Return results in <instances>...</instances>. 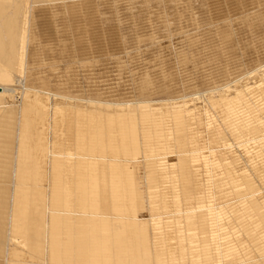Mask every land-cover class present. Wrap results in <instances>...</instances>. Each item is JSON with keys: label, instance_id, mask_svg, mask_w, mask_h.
<instances>
[{"label": "rangeland", "instance_id": "obj_1", "mask_svg": "<svg viewBox=\"0 0 264 264\" xmlns=\"http://www.w3.org/2000/svg\"><path fill=\"white\" fill-rule=\"evenodd\" d=\"M99 1L96 2L97 6L93 7L92 4H95V0H93V3L84 6L83 12L77 13L76 3L78 0H0V88L7 89L0 90V264H117L120 261L118 253L129 255L130 249L137 246L142 249H148V247L158 249L166 246L169 242L174 243L172 244L173 252L167 250L170 253V261L176 262L172 264H181L182 261L184 264H264V207L249 203L243 199L244 197H240L239 191H246L242 187L247 182L246 175L240 171L234 174L230 172V170L239 169V167L250 170V173L248 172L250 177L258 179L255 181L256 183H262L261 189L264 193V84L261 82L264 78V52L258 55H242L239 58L238 62H241L240 76L245 78L244 84L240 87L233 85L234 79L238 77L237 74L227 72L222 75L220 86L225 89L214 93L210 92L211 94L208 95L198 94L209 92L212 87L211 83L206 84L207 86L203 89H192L189 92L173 91L172 97L166 96L168 93L166 90L163 92L158 90L153 95L145 97H141L138 92L133 91L125 98L111 99L109 108L106 104L101 103L100 96L89 101V99L83 98V94L79 90L75 93H67L71 98L56 97L55 99L61 106L58 110L56 107L53 109L51 99L47 94H44L46 91L49 92V81L42 82L40 91L33 87L42 78L50 77L58 71L57 61L59 59L69 64L71 62L68 60H74V55L80 54L81 52L78 50L81 51L82 48H87V53L92 52V49L101 52L102 46L98 50L101 43L94 41L97 37H101L100 40L104 41L102 34H97V29L106 27L109 15L108 12L100 8L102 1ZM127 1H122L124 2L121 4L122 13L116 8L115 16L112 14V23L121 27L125 32L121 39L122 43H119L121 49L133 52V40L135 39L145 42L144 44L149 43L146 42L148 39L155 42L144 48L158 45L157 35L141 31L143 26L144 29H148L146 23L149 22V19L145 22V17H157L159 25L157 28L160 30V34H167V38L161 41L162 45H159L163 49L159 55L161 58L174 56L175 53L180 55V51L187 52L189 48H191L190 53L194 52V48L199 52H194L195 58L202 54L205 49L204 45L197 44L186 47L187 45L182 44L201 33V28L194 27L193 31L187 29L191 20L190 16H194L191 2L196 0H187L191 8H186L184 9L186 13L183 12V16L186 18V20H181V23L184 22L182 24L184 31L182 28L178 29L179 31L176 29L171 40H168L171 36L169 37L170 34H168L170 29L166 23L167 11L164 7L168 5L169 11L174 17V12H176L174 9L179 0ZM93 8L96 13L100 14L102 22L93 24L94 30L88 26L90 34L83 36L87 38V40L84 39V42L83 37L78 38V33H76L74 41L70 40L66 43L65 41L62 43L57 35L53 36L47 33V28L58 30L57 28L62 29L63 26L74 23L89 25L91 22V25L93 21L90 11ZM158 8L159 10L162 8L161 11ZM187 10L190 12H188L189 20L187 19ZM123 13H127V17L133 16L134 18L131 17L132 19L127 20L123 17ZM247 17L249 16L246 14L240 15L237 19L238 24L235 25L229 21L230 17L226 16L221 19V22H218L219 24L211 25L213 31L218 30L223 35L232 32L226 52H229V48L233 47L232 50L236 49L240 54V42L243 43L245 40V38H241L240 34H244L246 37L247 32L249 33L256 23L260 27L262 26L263 21L250 24ZM192 18L194 19V17ZM125 24L130 25L126 26ZM76 27L77 24H74L73 28ZM83 27L82 29L86 28ZM101 28L98 30L102 31ZM260 35L264 37L263 33ZM249 41L250 39L245 42L249 43ZM86 42H88V46L84 44ZM80 43L84 45L81 46ZM62 44L65 48L71 45V49L72 47L73 49L66 53ZM90 44L91 47H89ZM94 46L96 47L94 48ZM74 47L77 51H74ZM107 48L111 52V57L119 56L116 52L118 48L116 51L111 50L110 45ZM108 49L107 51H109ZM84 52L86 53L85 50ZM194 62L192 61L191 65H197ZM28 64L31 65V68L32 65L36 66V71L29 72L27 77L28 82L32 84L31 89L26 90L23 107H14L13 105L18 102L16 93L22 92V85L17 83L19 76H26L24 75L25 68L32 70L29 69ZM132 69L140 68L139 65H132ZM40 71L44 73L39 76L34 74ZM256 73L257 76L254 79L247 80L248 76ZM56 74L58 75V73ZM254 85L260 87L262 91H257ZM193 90L198 94L191 93ZM189 93H191L190 96L197 95V97L193 100L187 99L189 102L186 100L184 102L175 101L183 99V95ZM150 101H160L158 102L160 104L155 105L153 110L163 109V102L171 104L175 101L172 103V107L175 106L172 110L169 105L170 115H172L168 121H163L162 117L157 119L156 111H153L151 115L147 114V117H141L143 119L141 120L137 115L139 112L135 110L127 112L123 108L125 107L123 105L130 109L131 104ZM116 103L123 105H115ZM86 109L88 110L86 111ZM193 109H198L199 112L196 111V115H193V118L190 117L189 122L194 127L190 132V139H188L186 131H181L182 128L179 126L172 125L171 128L175 132H173L174 146L178 147L181 143L184 149L192 151L184 155L185 157L187 154L190 155L191 160L182 161L183 164L181 163L179 170L177 161L173 167L168 164V169L151 167L157 163L155 158L150 161L149 167H146L151 171L153 177H158L161 180L164 179L165 173L168 177L172 173L174 177L177 175L178 178L180 171L184 170L182 175L186 180L189 179L192 186L188 187L179 183L181 186L170 191L171 201L165 200L162 198L164 195L159 193L162 190H169L166 184L157 182L156 186L155 181L158 180L155 179L150 182L154 187L153 191L149 189V193L146 192V194L143 189L135 193V188L143 184L145 167L142 161L134 164L125 162L124 155L134 153L136 157L140 158L143 152H145L144 156L165 154L166 157L163 156L158 160L170 162L171 157H174L171 146L173 137L171 136L170 119L179 117V121L184 120ZM123 112L128 117L127 124H139V136L142 143L140 140L137 143L139 150H142L143 147L142 153L137 149H130L128 153L125 149L123 150L121 144L123 117L119 115ZM157 115L159 116V112ZM71 117L73 118L71 119ZM109 120L113 123L115 132L113 129L110 132L111 128H107L108 125L105 123ZM95 121L100 128L106 125L103 126V133L99 132V127H94L98 126ZM55 122L58 123L56 128L54 127ZM68 122L70 125L67 124ZM102 122L105 123L102 124ZM72 124L73 126H71ZM136 125L133 126V129L137 128ZM79 126L82 127L81 130L78 128ZM185 126L182 125L184 128ZM254 126L262 130L259 134L261 136L252 133L251 129ZM74 132L76 135L81 133L89 135V142L92 141L93 136H96V133L105 135L104 137L110 133L116 142L115 154L118 157H116L117 161L111 164L116 170H111L109 173H105L106 170H104L103 173H100L96 167H93L95 171L89 182L91 185L89 188L93 187L95 190H92V195L83 193L86 191V183L78 179V175L84 169L74 166L77 160L74 156L76 152L73 148L68 150L72 147L71 144H78V142H73L76 138L79 140L74 136ZM108 136L105 138L106 140ZM224 143L226 144L225 149L223 148ZM76 149L79 150V147ZM56 151H59L61 155H58ZM68 151L71 153V158L73 157L72 160L66 156L69 155ZM171 168L172 170H170ZM76 178L77 180H75ZM94 185L100 188H96ZM78 189H80L79 193ZM146 198L149 201H146L148 200ZM262 198L264 202V195ZM186 203L189 208H187L188 212L183 210L186 209ZM200 208L203 209L199 210ZM71 210L76 212L72 217L60 215L62 211ZM149 213L152 216H149ZM200 220L207 223H200ZM104 221L106 224L102 223ZM133 222L139 223L137 225ZM173 223H175L174 227ZM147 224L150 227L153 226L154 231H143L145 226L148 227ZM186 225L193 229L190 234L186 232ZM202 229L207 230L209 236L202 239L203 243L201 241L194 242L195 232L200 234ZM170 230H173L172 236L168 234ZM130 231L137 236L138 240L135 246L129 244ZM190 246L196 248L188 254L185 249ZM180 248L184 252H180ZM48 255H52L50 262L47 260Z\"/></svg>", "mask_w": 264, "mask_h": 264}, {"label": "bare ground", "instance_id": "obj_2", "mask_svg": "<svg viewBox=\"0 0 264 264\" xmlns=\"http://www.w3.org/2000/svg\"><path fill=\"white\" fill-rule=\"evenodd\" d=\"M97 1H99V0H95V2H94L95 4H92L93 7L97 6V3H96ZM101 1H102V6H100V8L103 9V11L108 12V15H109L107 17L108 21H107L106 27L104 29H102L100 27L102 31L98 30L100 28L97 29V34H99V35L102 34L101 36L103 37L104 41L100 40L101 37L100 38L97 37V39L94 41V42L101 43L100 47L97 46L98 50L102 46L101 52H96V49H94V50L92 49V52L87 53L88 52L87 48L83 49L81 47L82 50L81 51L78 50L81 53L78 55H74V57H75L74 60H68L69 62H71L69 64H67L66 61L65 62L60 61V59L58 58L59 59L57 61V65L59 66L58 71L55 72L54 75H50V77L42 78L41 81H39V83H36L37 85H34V87H33V88H38V91H40L42 89V85H41L42 82H44V80H45V82L49 81V83H50L49 84V88H50L49 92L46 91L47 93L45 92L44 94H47L49 96V99H51L53 109H55V107H56V110H58V108H60V106H61L60 103L57 102L58 100L55 99L56 97L61 96L63 98L64 97L71 98L67 93H72V92L75 93L79 90H81V93L83 94V98L89 99V101L94 100L96 96H100L99 99H100L101 103L106 104L107 106H109V108L111 105V103L109 101L111 99L125 98L126 96L130 95L133 91L138 92V94L141 97H145V96L153 95L158 90H161L162 92L164 90H166L168 92L166 96L172 97L174 95L173 91L189 92L192 89H203L204 87L207 86L206 84L211 83L212 87H211V90L209 92L205 91L202 94H198L197 92H195V90H193L191 92V93L195 92L201 96L202 95H208V94L218 92V91H222L225 89L224 87H220V86L222 83V81H221L222 75L224 73H227V72H229L231 74H237L238 77H236V79H234L233 85L240 87L244 84L245 78H243L244 76L243 77L240 76L241 70L239 68H240L241 62H238L239 58L242 55H258L261 52H264V37H262L260 35L262 33L264 34V0H196V1H192L191 3H192V6L194 8L193 9L194 16H190L191 20H190V23L187 25V27H188L187 29L189 31L190 30L193 31L192 29L201 28V33L199 35L197 34V36L193 37L190 40H186L185 41L186 43H182V44L187 45L186 47H188V45H193V46H195L197 44L204 45V47H205L204 51H202V54L197 55L198 57H196V58H195V56H193V54L199 53L196 50V48H194L195 53L194 52L190 53L191 48H189V49H187V52H181L180 51L179 52L180 55H176V53H175L174 56H171L168 58H165V57L161 58L159 56L160 52L163 51V49L159 45L162 43L161 41H163L165 38H167V34H164V35H163V33L160 34V30L157 28V25H158L157 17H153V18H156L155 20L152 17H150V18L145 17L146 18L145 22L149 19V22L146 23L148 26V29H144L143 28L144 26H143L141 31L145 32V33H154L155 35H157L156 42H158V45L155 44L154 46H151L150 48H144L147 45L154 44L155 42H152L151 39H148L146 42H149V43L144 44L145 42H141L138 39H135V40L132 39L134 42V44L132 43L133 44V47H132L133 52H126L127 50H123L124 48L121 49V47H119V43H122L121 39L124 37L125 32L121 29V27L112 23V18H113V15L115 16V11H116L115 9L116 8H118V10L121 13L123 12V11H121L122 10L121 4H123L127 0H122L124 2H122L120 0H101ZM88 3H93V0H78V3H76L77 4V7H76L77 13L83 12L84 6L87 5ZM123 6H125V5H123ZM186 8L187 9L191 8V5H188L187 0H179V2L177 3V5L174 9L176 11V12H174V17H172V14H171V11H169L168 5L164 7V9H166V11H167L166 12L167 13L166 23L169 26L168 28L170 29L168 34H170L169 37L171 36V38H169L168 40L173 39L172 36H173V34H175L176 29H177V31H179L180 28L183 29L182 24L184 22L181 23V20L182 19L186 20V18H184V16H183V14H184L183 12L185 11L184 9H186ZM161 9L159 10V8H158L159 11H161ZM141 10H143V9L141 8ZM188 12L189 11L187 10V16L190 13V12L189 13ZM185 13H186V11H185ZM126 14H124V13L122 14L125 19L128 20V19L134 18L133 16H131L132 18L127 17L128 15H126ZM242 14H246L247 16H249V17H247V19H248V22H250V24L253 22H257V21H263V23L261 24L262 26L260 27V25H258L256 23V26L250 29L252 32L251 31L249 33L247 32L246 37L244 34L238 33V34H240L241 38H245L243 43L240 42V44H241V47H240L241 51H239L240 54L238 53V51H236V49H235V51H233L232 50L233 47H231V49L229 48V52H226V48L229 47V45H228L230 42L229 37H230L232 32L227 33L228 35H226V34L223 35V33L218 31V30L213 31L211 25H213L215 23L219 24L218 22H221V19L223 17H226V16L230 17L229 21L232 22V24L236 25V24H238L237 19ZM90 15H92L91 19L93 21L91 25H90L91 22L89 23V25H85L84 23H74V24H77L76 28H73L74 24H71L68 26L65 25V26H63L62 29L57 28L58 30L53 29V28H49V29L47 28L46 29L47 33H49L50 35H53V36L57 35L58 39H61L62 43H63V41H65V43L70 42V40L74 41L75 36L77 35L76 33H78V38H80V36L82 38L83 36H85L89 33V29H88L89 27L88 26H90V29H91V28H93V24L96 25L97 23L102 22L100 14H98V12L96 13L94 8L90 11ZM192 17H194V19ZM187 19L189 20V16ZM142 20H143V23H145L144 18H142ZM132 21H134V20H132ZM129 25H126V26H129ZM225 25H227V24H225ZM225 25H223V26H225ZM83 26L86 28H84ZM97 26H99V25H97ZM184 26H186V25H184ZM82 27L84 29H82ZM226 27H228V26H226ZM94 29L95 28H93V30ZM125 31H127V30H125ZM182 31H184V29ZM224 33H225V31H224ZM130 36H133V35H130ZM162 36H165V37L163 38ZM85 38L83 37V42L85 41L84 40ZM137 38H139V37L137 36ZM248 39H250L249 43L245 42ZM86 40H87V38H86ZM59 42H60V40H59ZM232 42H231V44H232ZM87 43L88 42H86L84 44L87 45ZM178 43H180V42L178 41ZM94 44L96 45V43H94ZM66 45H68V44H66ZM71 45H73V44L71 43ZM71 45L66 46V48L63 45V47H64L63 50H65L67 53V51L71 49ZM80 45H81V43H80ZM83 45H81V46H83ZM108 45H110V47L112 48L111 50L116 51V48H118L117 49L118 51H116V52H118V55H119V56L117 55L118 57L113 58L110 56L111 52L107 48ZM158 46H159V48H158ZM89 47H91V44ZM95 47L96 46H94V48ZM72 49H73V47H72ZM75 49H76V47H74V51H77ZM107 49L109 51H107ZM147 49H148V51H145ZM84 50L86 51V53L84 52ZM185 53H186V55H185ZM100 60H102V61H100ZM192 61H195L197 63V65H191V64H193ZM132 65L133 66L139 65V68L141 70L140 69L133 70ZM29 66H30L29 69H32V70H28L27 68H25L24 69V75H26V76L25 77L19 76V81H17V83L22 85V92L18 91L16 93V97L18 99V102L13 105L14 107H18V106L23 107L22 105H23V100H24L25 95H26V90L31 89L30 87L32 84L28 82L27 77H28L29 72L36 71V69H35L36 66L32 65V68H31V65H29ZM29 66H27V67H29ZM199 68H200V70H199ZM198 70H199V72H198ZM19 72H21V71H19ZM22 72H23V70H22ZM261 72H263V71H261ZM43 73L44 72L40 71V72H36L34 74H37L39 76V75H42ZM56 73H58V75ZM47 76H49V75H47ZM256 76H257V73L252 74L251 76L247 77V80L250 81V80L254 79ZM261 82L264 84V78L261 80ZM254 86H255V89L257 91H262L260 89V87H257L256 85H254ZM4 89H6V88L5 87L0 88L1 91H3ZM252 91H254V90H252ZM191 93L184 94V95L181 94V95H183V97H182L183 99L175 100V101L176 102H184L185 100L186 101L193 100L195 97H197V95H191L190 96ZM249 94H250V91H249ZM177 96H179V95H177ZM78 98H80V96H78ZM80 99H82V98H80ZM211 100H213V99H211ZM251 100H252V98H251ZM175 101H173L172 103H174ZM213 101L215 102V100H213ZM158 102H160V101H150V102L142 103V104H131L130 106H132V107L130 109L126 105H123L122 103H116L115 105L125 106V107H123V106L122 107L127 112H128V110L133 111V112L135 110V111L139 112L137 115L140 119H141V117H147V114L151 115V113L153 111H156L155 114H156L157 119L158 118L160 119V117H162L161 119L163 121H168L169 117L172 115V114L170 115V111L175 106L172 107V105H173L172 103L168 104V103L163 102L164 104H162V105L164 107H163V109H161L162 111L160 109L159 110H153L155 105L160 104V103L158 104ZM78 105H80V104H78ZM169 105H171V110L169 109ZM57 106H59V107H57ZM3 108H5V107H3ZM96 108H97V106H96ZM87 110L88 109H86V111ZM99 110H101V109H99ZM105 111H107V110H105ZM157 111L159 112V116L157 115V113H158ZM196 111L199 112L198 109L191 110L190 113L187 115L186 119L181 120V121H179V117L178 118L172 117V119H170V129L172 128V125L179 126L180 128H182L181 131H186L188 139H190V132L192 129H194V127L191 126L193 124H191V122H189V120H191V118H193V115H196ZM80 112H82V111H80ZM92 112H94V111H92ZM111 112H113V111H111ZM113 114H114V112H113ZM119 115L123 117V123L121 124V134L123 135L121 144L123 146V150L125 149L126 153H128L130 151V149H137V151H140L141 149L139 150V145L137 143L138 140H140V142L142 143V139L139 136L140 135L139 124L135 123V124H137L136 126L138 128V129L135 128V129H137V130H135V129H133V126L135 124L129 125L126 123L128 117L124 115V112L121 114L119 113ZM261 116H262V114H261ZM138 117H137V120H138ZM68 118H69V116H68ZM72 118L73 117H71V119ZM131 118H133V117H131ZM73 120L75 121V119H73ZM141 120H143V119H141ZM68 121L70 122V119H68ZM90 121H92V120H90ZM69 122L67 124H69ZM80 122L82 123V121H80ZM84 122H86V121H84ZM104 123L102 122V124H104ZM54 124H55L54 127L56 128L58 123L55 122ZM78 124H80V123H78ZM78 124H76V125L78 126ZM95 124L98 125L96 121H95ZM105 124L108 125L107 128L108 127L111 128L110 132H112L113 130L115 132V129L113 127V123L110 120L106 121ZM125 124H127V127H125ZM183 124L186 125L185 128L182 127ZM64 125H65V123H64ZM140 125H142V124H140ZM71 126H73V124ZM103 126H106V125H103ZM103 126H101V128L99 127V125L94 126V127L95 128L99 127L100 131L99 130L98 131L100 133H103L104 132ZM78 128H80V126ZM81 128H80V130H81ZM83 128H84V126H83ZM85 129H86V127H85ZM159 129H160V127H159ZM251 130L253 131L252 133L254 135L261 136L259 134H260V132H262V130H260L257 126H254V128ZM84 131H83V133H85ZM98 131H96V132H98ZM75 132L73 134L75 137H78L79 140L76 138V139H74L73 142L74 143L78 142V144L77 145L71 144L72 147H70V145H69L70 148H68V150L73 148L76 152V153L74 152L75 153L74 156H75V158H77V160L75 161L74 166L75 167L80 166L84 169L78 175V179H81L86 183V185H85L86 191H83V193L85 195L86 194L92 195V193H93L92 190L93 191H95V190L93 187L89 188L91 186L89 182H90V179H92L91 176L93 175V173L95 171L93 167H96L97 170H99L98 172H100V173H103L104 170H106L105 173L106 172L109 173L111 170H116L115 167L111 166V164L113 162L117 161L116 157H118V155L115 154L116 142L113 139L114 136H112L110 133H107L109 135V136L107 135L109 138V139L107 138V140L105 139L107 136L104 137L105 135L102 136V135H100V133L99 134L96 133V136H93L92 141L90 140V142H89V140H88L89 135L87 136V135H84L83 133H81L82 135L78 134L79 135L78 136V135H76V133L78 131L76 133ZM173 132L174 131H172V129H171V133H172L171 136L172 137H173ZM51 134H52V132H51ZM105 134H106V132H105ZM74 136L72 135V137H74ZM110 136H112V137H110ZM174 136H175V134H174ZM257 136H255V137H257ZM69 137H71V136H69ZM69 137H68V139H70ZM174 138L175 137H173V139H172V145H171L173 147L174 153H172V154L174 157H171L172 160L170 162H160L159 161L160 159H162L163 156L166 157L165 154H163V155L159 154V155H153V156H146L145 155L144 156L145 152H143V154L141 155L140 158L136 157V155L134 153L132 155H128V154L124 155L123 154L125 156L123 159L125 162L134 164V163H137L138 161H142L144 164V167H145V171L143 172V174H144L143 184L140 187L137 186L135 188V190H134L135 193H138V192L142 191L143 189H144L143 192H145V193L146 192L149 193L148 192L149 189H152V191H153L154 187L152 186V184H150V182L154 181V179H155V180H158V181H155L156 186L158 183H162L163 185L166 184V186L169 190L168 191L162 190V192H159V193H162L165 196V197L162 196V198H164L167 201H171L172 195L170 194V191L172 189H175L176 187L181 186L182 184H184L185 186L187 185L188 187L192 186V184L189 182V179L186 180L184 175H182L184 170L180 171V175L178 178H177V175L174 177V174H172V173L168 177L167 173H165L164 179L161 180L158 177H153V174L151 173V171H149L146 168V167H149V165L151 164L150 161L153 158H155V160H157V163H155L154 166H151V167H160L162 169H168L167 168L168 164H169V166L173 167L178 162V170L180 169L182 161L191 160L190 155L187 154L186 157L184 155L186 153H190L192 151H188L187 149H184V147L182 146L181 143L178 147H175L176 145L174 146V142H175ZM115 140H116V136H115ZM146 142H148V141H146ZM179 142H181V141H179ZM149 143H150V141H149ZM102 145H103V147H102ZM141 146H142V144H141ZM168 146H170V145H168ZM76 147H79L80 151L78 149H76ZM225 147H226V144L224 143L223 148L225 149ZM100 148H102V149H100ZM142 150H143V147H142ZM142 150H141V153H142ZM56 152L58 155H61V153L59 151H56ZM68 153H69V155H66V156L69 157V160H72L73 157L71 158V153L69 151H68ZM172 154H169V155H172ZM63 156H64V154H63ZM175 161H177V162L175 163ZM107 163H109V164L107 165ZM190 166H188V167H190ZM170 170H172V168ZM238 171L242 172L243 175H246L245 179L247 180V182L244 184V186H242L244 189H246V191L240 190L239 191L241 194L240 197H244L243 199H245L249 203H254L255 205H259V206L264 207V202H263V198H262V195H264V193H262V189H261L262 183H256L255 181H257L258 179L254 178L255 179L254 180L252 177H250V175H249L250 170H248L246 168L240 169V167H239V169L234 168V169L230 170V172L232 174H234ZM75 180H77V178ZM48 182H49V180H48ZM145 182H146V184H145ZM179 183H181V185H179ZM94 187L100 188L97 185H94ZM233 191H234V189H233ZM77 192L79 193L80 189H78ZM150 193H151V191H150ZM148 198H146V199H148ZM146 201H149V199ZM185 208L186 209H183L184 212H188L189 208L187 207V203L185 204ZM201 209H203V208H200L199 210H201ZM11 213H12V209H11ZM75 213L76 212H74L72 210L71 211H62V213H60V215H63L64 217H72V216H74ZM173 214H175V213H173ZM149 216H152V214L149 213ZM51 217H52V215H51ZM190 220H192V219H190ZM49 221H50V219H49ZM197 222H198V220H197ZM199 222L203 223V224L207 223L203 220H200ZM102 223L106 224V221H104ZM133 223H135V222H133ZM138 223L139 222H136L135 224L138 225ZM190 223H191V221H190ZM174 224L175 223H173V227H174ZM192 224H193V222H192ZM188 225H186V230H187L186 232L190 234L191 233L190 231H193V229L189 228ZM175 226L178 227L177 225H175ZM47 228H48V225H47ZM151 230L154 231V227L153 226L150 227V225H148V227L145 226V229L143 231L151 232ZM172 231L170 230L168 232L169 236L173 235ZM206 231L207 230L202 229L200 231V234L195 232L196 237H193L194 242L195 241H197V242L201 241V243H203L202 239L209 236V232H206ZM130 235H131V237H130V241H129L130 243L129 244L131 246L137 245L136 244V242L138 240L137 236L133 232H131ZM174 235H175V233H174ZM176 236H177V234H176ZM179 241H181V240H179ZM201 243H200V245H201ZM172 244H174V243L169 242L166 246L162 247L164 249H162V248L156 249L154 247H152V248L148 247V249L144 248L145 249L144 250L139 246L131 248L129 255H126L123 253H118L120 261H118L117 264H172L175 262L172 260L170 261V258H169V254H170L169 252H173V250H174V247L172 246ZM177 245H178V243H177ZM195 248L196 247H194V246H190L189 248H186L185 250L189 254L190 252H192V250H195ZM179 251L184 252V250H182V248H180ZM177 253H178V249H177ZM180 255H181V253H180ZM180 255H178V257H180ZM181 256H183V255H181ZM51 258H52V255H48V257H47L48 262H50ZM174 258H177V257H174ZM242 259H243V257H242ZM214 262H216V261H214ZM182 263H183V261H182Z\"/></svg>", "mask_w": 264, "mask_h": 264}]
</instances>
